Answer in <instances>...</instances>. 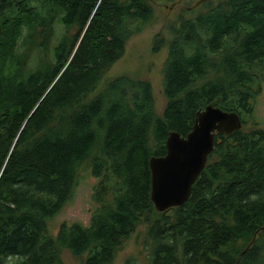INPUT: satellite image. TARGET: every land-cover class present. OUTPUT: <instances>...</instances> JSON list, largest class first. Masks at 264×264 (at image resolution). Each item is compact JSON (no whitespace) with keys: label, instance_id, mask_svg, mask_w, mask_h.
Segmentation results:
<instances>
[{"label":"trees","instance_id":"1","mask_svg":"<svg viewBox=\"0 0 264 264\" xmlns=\"http://www.w3.org/2000/svg\"><path fill=\"white\" fill-rule=\"evenodd\" d=\"M152 19L147 0H0V264H64V250L82 264H114L141 222L149 264H264V130L244 131L262 91L264 0H207L173 28L161 116L148 81L121 76L89 99ZM57 20L64 34L52 59L26 73L17 51L33 41L49 49ZM167 43L156 35L154 52ZM210 104L243 126L216 135L188 202L158 212L149 160ZM86 163L99 207L89 226L64 223L51 235Z\"/></svg>","mask_w":264,"mask_h":264},{"label":"rangeland","instance_id":"2","mask_svg":"<svg viewBox=\"0 0 264 264\" xmlns=\"http://www.w3.org/2000/svg\"><path fill=\"white\" fill-rule=\"evenodd\" d=\"M147 1L153 8L152 21L142 34L135 35L128 41L125 56L104 75L89 99L102 93L110 82L121 76L139 81H148L152 85L156 114L161 116L167 104V98L164 95V67L169 55L168 44L170 40L176 37V34L172 30L174 27L178 28L180 21L194 19L205 11L206 1H200V3L199 0ZM224 1L226 0H212L213 5ZM31 29L33 31V28ZM52 32L53 35L50 40L49 49L44 51L40 49L41 47H36L37 42L33 41L31 42L33 46H28L26 49L21 47V50L17 51L19 64L22 63L20 66L24 68L26 73L40 64L45 65L52 59L51 48L64 34L63 25L59 20L55 22ZM161 32L168 43L166 46L160 48L158 52H154L155 36ZM38 40L41 41L43 38H38ZM18 42L22 44V41L19 40ZM7 63L10 64V59ZM223 75V73L218 72L216 78H222ZM261 85L262 91L257 98L255 111L252 116L253 119L250 118L249 125L244 126L245 132L250 131L252 129L251 126L254 129L264 130V77ZM215 160L214 158L211 162ZM209 162L208 160L207 164ZM237 163V166L241 164L239 161ZM248 168L255 171L252 167ZM97 183L98 180L93 177L91 169L88 163H86L80 170L72 197L62 210L48 223V231L51 235L55 236L64 223L68 225L75 223L84 226L90 225L92 215L99 207L92 198L94 186ZM157 217L158 215L156 213L152 215L154 219ZM147 232V224L143 222L139 223L136 231L124 242L122 248L118 251L114 264H127V261L130 259L132 260L131 264H149L151 244ZM261 242L257 240L256 243L261 244ZM61 258L64 264H82L84 260V258L73 256L67 250L62 252ZM17 261L16 258H11L8 264H15Z\"/></svg>","mask_w":264,"mask_h":264},{"label":"water","instance_id":"3","mask_svg":"<svg viewBox=\"0 0 264 264\" xmlns=\"http://www.w3.org/2000/svg\"><path fill=\"white\" fill-rule=\"evenodd\" d=\"M242 126L240 114L210 104L197 113L195 125L187 136L170 132L166 156H153L149 160L151 200L156 210L162 213L187 203L194 184L214 152L216 135L230 136Z\"/></svg>","mask_w":264,"mask_h":264}]
</instances>
